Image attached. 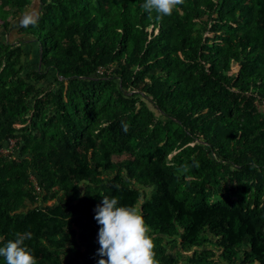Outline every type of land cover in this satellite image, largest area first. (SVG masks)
Returning <instances> with one entry per match:
<instances>
[{"label": "trees", "instance_id": "16d2710c", "mask_svg": "<svg viewBox=\"0 0 264 264\" xmlns=\"http://www.w3.org/2000/svg\"><path fill=\"white\" fill-rule=\"evenodd\" d=\"M31 1L0 0V247L30 232L37 264H98L108 196L144 217L158 264H264V0L159 21L144 0H39L17 26ZM31 42L43 69L24 79ZM51 71L57 91L31 83Z\"/></svg>", "mask_w": 264, "mask_h": 264}, {"label": "clouds", "instance_id": "9594fccd", "mask_svg": "<svg viewBox=\"0 0 264 264\" xmlns=\"http://www.w3.org/2000/svg\"><path fill=\"white\" fill-rule=\"evenodd\" d=\"M183 3L184 0H144L142 8L149 14L154 12L159 21L172 16L174 11H180L178 6ZM31 22V18L24 21L25 24ZM121 128L127 133L129 125L121 121ZM193 166L198 167V164L194 163ZM184 168L187 170V165ZM118 204V197L104 196L95 210L94 218L100 225L98 255L106 257L100 259L98 264H158L154 240L149 234L151 229L144 217L134 206ZM31 235L30 232H17L15 239L0 247V257L4 258L6 264H37L25 246Z\"/></svg>", "mask_w": 264, "mask_h": 264}, {"label": "rangeland", "instance_id": "374dc122", "mask_svg": "<svg viewBox=\"0 0 264 264\" xmlns=\"http://www.w3.org/2000/svg\"><path fill=\"white\" fill-rule=\"evenodd\" d=\"M33 4V8H31L32 10H30L29 13H24L22 19L16 23L17 26H21V25H25L24 21L27 18H31V21L36 17L37 15V10H38V6H39V0H32L31 1ZM21 29V27H20ZM19 30V28H18ZM18 30H15V32L18 33ZM13 34V33H12ZM8 36V35H7ZM7 36H5V33L0 30V38H2V40H5L7 38ZM19 35L16 34V36L11 35L10 38L13 42L18 43L19 42ZM24 52H25V58L23 59L24 62V72L22 74V77L24 79H26L28 77V75L34 71V70H42L43 68L40 66V48L33 42L30 43V45L25 44L24 45ZM104 71V70H103ZM102 71V72H103ZM32 84H34L37 88L40 89H46L48 92L49 91H57L58 88V83L56 81V74L54 71H51L48 75V77L41 81V82H31ZM15 128L17 130L23 128V125L21 124H17L15 125ZM16 157V156H15ZM33 185L35 186L36 191L39 190L40 186H37V179L35 176H32L31 178ZM41 193V192H40ZM42 195V193H41ZM54 201L50 202V205L53 206L54 205ZM166 243V249L167 250H171L170 247L172 246L171 244ZM170 254L174 255V256H178V251L172 250L169 252ZM193 251L190 252H183V259L181 260L182 263L187 262L186 259L189 256H192ZM76 264H82L79 262H76Z\"/></svg>", "mask_w": 264, "mask_h": 264}, {"label": "built area", "instance_id": "2783aa9c", "mask_svg": "<svg viewBox=\"0 0 264 264\" xmlns=\"http://www.w3.org/2000/svg\"><path fill=\"white\" fill-rule=\"evenodd\" d=\"M20 139H18V138H16V139H11L9 142H8V148H4L3 150H2V152L3 153H5L6 155H11V154H13V156H14V153H15V149L17 148V143H18V141H19ZM18 149V148H17ZM37 186H38V184H37ZM35 192H36V194L37 195H40L41 193V188H39V190H37L36 191V189H35Z\"/></svg>", "mask_w": 264, "mask_h": 264}]
</instances>
